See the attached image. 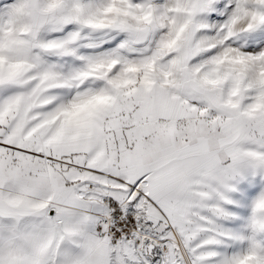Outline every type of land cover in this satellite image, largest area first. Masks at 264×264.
I'll use <instances>...</instances> for the list:
<instances>
[{
  "label": "snow or ice",
  "instance_id": "6c2138e0",
  "mask_svg": "<svg viewBox=\"0 0 264 264\" xmlns=\"http://www.w3.org/2000/svg\"><path fill=\"white\" fill-rule=\"evenodd\" d=\"M0 264H264V0H0Z\"/></svg>",
  "mask_w": 264,
  "mask_h": 264
}]
</instances>
